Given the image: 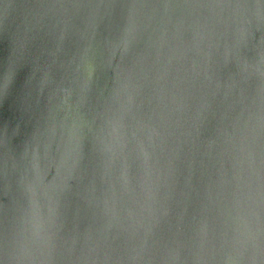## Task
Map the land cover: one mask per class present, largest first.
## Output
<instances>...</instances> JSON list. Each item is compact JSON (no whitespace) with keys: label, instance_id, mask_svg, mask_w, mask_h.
<instances>
[{"label":"water","instance_id":"obj_1","mask_svg":"<svg viewBox=\"0 0 264 264\" xmlns=\"http://www.w3.org/2000/svg\"><path fill=\"white\" fill-rule=\"evenodd\" d=\"M0 264H264L262 0H0Z\"/></svg>","mask_w":264,"mask_h":264},{"label":"snow or ice","instance_id":"obj_2","mask_svg":"<svg viewBox=\"0 0 264 264\" xmlns=\"http://www.w3.org/2000/svg\"><path fill=\"white\" fill-rule=\"evenodd\" d=\"M262 8H264V0H262ZM11 74H12L11 68L7 73H0V92H2L7 88Z\"/></svg>","mask_w":264,"mask_h":264}]
</instances>
